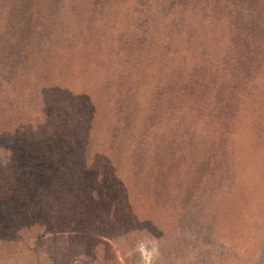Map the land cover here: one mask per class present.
Instances as JSON below:
<instances>
[{
	"label": "rangeland",
	"instance_id": "obj_1",
	"mask_svg": "<svg viewBox=\"0 0 264 264\" xmlns=\"http://www.w3.org/2000/svg\"><path fill=\"white\" fill-rule=\"evenodd\" d=\"M100 1L104 20L94 28L101 44L92 40L85 51L99 69L58 64L50 73L55 85L43 91L59 116L56 130H34L40 105L30 97L36 71L28 65L3 110L1 130L19 119L32 130L0 140V236L22 238L20 245L0 241V264H264V0ZM195 9L210 25L204 36L199 26L190 35ZM143 13L148 18L136 21ZM117 35L124 36L114 48L110 36ZM180 59L195 71L191 81L215 86L210 102L225 130L222 137L199 134L189 180L181 168L136 169L132 135L116 122L133 105L128 126L140 131L152 103L164 106ZM31 61L35 69L41 62ZM106 63L110 77L130 71L121 78L124 92L100 69ZM210 69L216 75L208 78ZM202 94L183 103L191 114L200 112ZM158 117L148 129L175 140V122ZM189 125L188 132L202 128L197 120Z\"/></svg>",
	"mask_w": 264,
	"mask_h": 264
},
{
	"label": "trees",
	"instance_id": "obj_2",
	"mask_svg": "<svg viewBox=\"0 0 264 264\" xmlns=\"http://www.w3.org/2000/svg\"><path fill=\"white\" fill-rule=\"evenodd\" d=\"M38 6H45V9H42L38 12V15L30 19L25 17V13L34 12ZM104 6L105 4L100 0H0V119L5 107L15 100L18 76L28 65L27 71H36L31 77V89L33 90L30 92V97L34 99L38 97V104L40 105L36 111V117H38L36 118L37 126L34 130H39L46 135L52 134L51 132L56 130L59 116L52 105L42 97L43 91L45 89L49 90L55 85L54 81H50V73L58 64L63 65L59 66L57 70L70 67L73 70L88 72L92 68L99 69L97 68L99 64L96 61H86L88 54H85V51L92 40L98 46L101 44L102 35H99L94 27L104 20V17H100L105 8ZM202 9L205 10L206 8ZM112 11L113 6L111 7ZM191 15H194L195 20L198 21L193 24L190 35L199 26L202 34L204 33L202 36H204L207 29H210V25L205 24V20L202 22L203 18L200 17H203V13L200 15L195 9ZM147 18L148 14L143 13L135 17V20L140 22L145 21ZM47 20L52 23V26L48 25ZM128 34L130 33H126L125 36ZM190 35H187V37L189 38ZM122 36H110V39L116 38L110 41L114 44V48L117 47ZM127 40L132 42L130 39ZM194 43L198 48L202 47L201 44ZM100 48L102 49V47ZM34 57H39L41 60L36 69L31 61ZM183 62L180 59L174 69L176 72L173 71L172 77L176 83L165 88L164 94L167 99L164 106L159 108L157 104L152 103L150 106L152 109L148 110L140 131L132 133L128 126L130 116L133 117L135 114L133 105H125L121 112L120 121L117 120L116 122L123 127V130L129 132L126 137L132 135L129 141V154L132 165L136 169H141L143 164H147L146 168L150 172L152 166L170 168L173 171L181 168L182 176L189 180L193 168L196 166V157H193L192 153L197 148L199 134L210 130L213 137L216 135L222 137L225 130L224 124L214 112L215 86L209 85V79H206L201 85L191 81L190 79L193 78L195 71L188 69ZM112 68L110 63L100 65V69H103L108 77H110V69ZM119 71L110 77V82H113L112 86L120 93L124 92L123 86H125L122 84L124 79L121 78H127L130 71L125 69L121 78ZM209 72L208 78L216 75L213 69H210ZM171 74L172 72H169V76ZM129 79L133 80L134 77ZM196 90H199L200 94L204 93L200 95L199 100H195V102L200 103L198 108L200 112L196 110V113L191 114L192 111L183 103ZM210 100H213V104ZM165 105L167 106L165 107ZM116 106L115 112L120 109ZM203 109L205 113L201 114ZM158 115L163 117L167 126L169 120L175 122V140L168 141L162 138V134L156 135V130L148 129L151 122H154L155 119L159 120ZM19 120L10 129H0V140L9 134L14 135L32 130V123L23 119L20 121L21 124L18 125ZM191 120L202 122V128L199 132H196L194 128L188 132L191 129L189 125ZM42 136L45 135L42 134ZM44 139H47V137ZM200 148L203 147L200 146ZM158 163H161V165L158 166ZM208 174L209 172L201 173L197 178L200 182L205 183L209 179ZM211 174H213L211 178L214 179L216 172ZM2 203L0 199V207ZM20 233L18 232L17 239L16 237L11 238L9 234L5 233L6 236H0V241L7 244L16 242L20 245L22 241ZM14 236H16V232ZM40 239H42V235L34 237L37 243L36 246H39Z\"/></svg>",
	"mask_w": 264,
	"mask_h": 264
}]
</instances>
